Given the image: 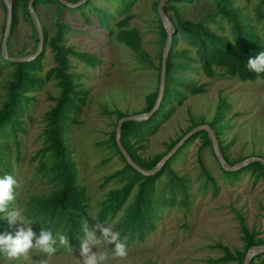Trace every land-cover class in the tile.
Returning a JSON list of instances; mask_svg holds the SVG:
<instances>
[{
  "label": "rangeland",
  "instance_id": "374dc122",
  "mask_svg": "<svg viewBox=\"0 0 264 264\" xmlns=\"http://www.w3.org/2000/svg\"><path fill=\"white\" fill-rule=\"evenodd\" d=\"M158 1L85 0L74 7L53 0L32 2L41 25L43 44L37 54H41L39 65L32 71L37 82L25 92L28 100L22 102L23 109L18 112L21 129H16L13 136L8 128H4L6 135L2 143L9 148L10 175L17 180L16 198L10 208L19 206L25 214L27 202L33 196L49 195L53 188L36 167L41 161L45 165L51 161L49 154L43 155L39 150L43 146L45 112L54 104L59 92L55 79L44 78L45 71L53 64L52 50L47 42L55 31V24L65 23L63 45L77 52L90 53L97 59V63L90 66L76 57L67 56V71L78 96L82 97L80 108L67 129V144L76 183L84 189L89 227L95 226L100 201L109 190L120 187L123 182L112 174L122 169L125 161L116 153L111 139L117 113L140 112L145 96L157 90V67L163 46L162 24L156 10ZM230 1L232 7L248 17L255 31L263 36L264 0ZM26 3L27 0H15L14 6L11 3L13 28L6 37L10 56H29L37 48L36 30ZM218 9V0H168L163 3L167 26L169 30L174 29L175 39L171 49L169 46L171 51L175 50L169 59L172 65L166 85L170 102L146 121L142 139H129L138 158L147 161L162 156L169 149V143L178 140L187 128L200 123L212 128L213 121L220 126L217 143L230 162L226 164H234L247 156L264 157V80L242 81L225 75L221 69H217L213 77L205 76L194 47L175 27L177 19L201 22L213 32L229 36L227 23ZM256 11L260 13L258 20ZM126 15L130 16L127 27L134 28L140 36L138 52L115 38V22ZM4 19L5 9L0 3V39ZM30 60L22 62L26 68L34 65ZM13 63L0 57V108L6 99V83L13 79ZM184 82L203 85L204 91L189 94ZM217 111L218 119L215 120ZM170 157L168 167L154 179L152 186L151 197L158 202L152 229L142 240H127L126 235H122L128 255L124 259H112L109 251L108 264H237L236 260L217 263L207 260L222 254L221 249L213 247L215 243L226 246L232 254L242 249L240 221L248 230L254 231L255 239H264L263 174L244 168L238 175L235 170L228 171L235 172V178H232L233 174L224 173L210 143L204 144L201 130L186 139ZM176 178H181L183 183L178 185L180 180ZM136 188L135 184L121 209L102 223L115 230L114 223L123 214ZM14 231L15 227L10 228L8 224L4 230ZM80 235L79 241L69 242L73 253L57 242L58 251L50 264H78L83 228ZM107 247L111 250L113 246ZM43 258L46 257L34 249L29 258L21 257L16 261H9L0 254V264H39ZM254 262H258V258Z\"/></svg>",
  "mask_w": 264,
  "mask_h": 264
},
{
  "label": "trees",
  "instance_id": "16d2710c",
  "mask_svg": "<svg viewBox=\"0 0 264 264\" xmlns=\"http://www.w3.org/2000/svg\"><path fill=\"white\" fill-rule=\"evenodd\" d=\"M53 1L60 4L57 0ZM0 3L4 7L2 2ZM11 3L12 6H14L15 0H11ZM218 3V13L227 23L229 36L213 32L207 25L201 22L193 23L187 20L180 21L177 19L175 23V27L181 30L186 42L194 47L201 72L210 78L216 75L217 69H221L225 75L236 77L242 81H253L256 78L264 80V73L256 74L247 69V60L257 55L260 51H264V22L262 30L263 36H261L249 23L248 17L232 7L230 0H218ZM165 8L166 6L163 7L164 11ZM259 16L260 13L256 11L255 17L257 20ZM129 18L130 16L126 15L115 22V38L128 46L132 51L138 52L140 50V36L134 28L127 27ZM13 20L14 18L11 17L9 31L13 28ZM65 28H67V24L57 22L55 24V31L47 42L52 50L51 59L53 64L45 71L44 78L55 79L59 92L54 100V104L45 112V126L42 130L43 146L39 150V153L43 155L44 153L49 154L51 156V161L48 165H45L41 161L36 167L38 173L46 177L53 188L49 195L39 197L33 196L27 202L25 215L33 222V229H37L38 231L42 227L51 229L54 237L56 232L59 231L68 237L69 242H71V240L76 242L81 238L80 232L83 228V223L86 222L89 225L90 222L85 211L84 189L81 185L76 183L75 169L67 144V129L69 128V123L72 121V116L79 110L80 103H82V97L78 96V92L75 90V84L72 81V76L67 71V56L71 55L76 57L90 66L97 63V59L96 56L90 53L77 52L64 46L63 32ZM164 37L165 31L161 26L162 42ZM174 42L175 39L172 35L170 49L174 45ZM170 49L167 53L165 63L163 93L156 111L146 119H141L139 121H123L120 126L119 139L121 145L135 163L146 169L150 168L161 155L155 156L147 161L142 160L134 154L129 139L134 138L135 141L142 139L144 137L142 128L146 124V121L151 120L152 116L159 108H163L170 102L166 95V85L168 82L169 70L172 65L169 63V59L173 56V52H175V50L171 51ZM40 56L41 54L29 61L34 64L30 68H26L22 62L13 63V65H15L12 74L13 79L7 82L5 86L6 99L2 102L0 108V177L11 174L9 148L6 144L2 143V138L6 135L4 128H8L10 131L9 133H12L13 136L16 129H21L18 112L23 109L22 102L28 100V96L25 92L32 89L35 82H37V77L32 71L38 67ZM159 65L160 64H158L157 67L158 70ZM185 83L186 91L189 94H196L204 91L203 85H194L192 82H184L183 84ZM155 96L156 91L150 92L145 96V104L140 112L147 111L152 106ZM177 102L180 103V100ZM218 112L219 111H217L215 120L218 119ZM123 115V113H117V119ZM214 122L215 121L211 122V124L214 125L211 129L218 141L220 126H216ZM189 128H187L185 132ZM154 130H152V132ZM201 133L203 135L204 144H209L205 132L201 130ZM113 135L114 131H112L111 134L112 143L116 153L122 158L114 143ZM194 135L195 133L190 135L187 140L191 139ZM175 141L169 143L168 148H170ZM218 148L225 162L230 163L223 154V148L221 146ZM17 156L18 151H16V158ZM170 158L171 157L166 159L160 169L150 176H144L138 173L124 161V167L112 173L117 177L116 179L123 180V182L120 187L109 190L106 196L100 201V206L95 215V223L112 218L125 204L132 187L136 184V191L131 201L128 203V206H125L123 214L114 223V228L121 233V236L126 235L127 240H142L147 231L153 227L152 220L155 218V209L158 207L157 200L151 197L154 179L168 167ZM243 168L250 169L252 172H259L264 176L263 165L257 161H250L243 167L235 170V172H237L236 174L238 175ZM222 171L226 174H233L234 177L232 178L237 176L235 172ZM108 177H111V175ZM207 178L211 179L210 177ZM176 179L180 180V182H178V185H180L182 182L181 178ZM181 187L183 188V184ZM182 200H186L185 195ZM3 217L4 214L0 213V233H3L7 228V221ZM239 219H241V217H239ZM240 231L243 240L241 250H236L234 254H232L226 246L215 243L213 247L221 249L222 254L216 258L208 259L207 262L217 263L236 260L237 264H241L243 254L247 248L264 242V239H255L254 231L248 230L242 221H240ZM256 258H258V262H254ZM263 263L264 252L252 256L248 261V264Z\"/></svg>",
  "mask_w": 264,
  "mask_h": 264
},
{
  "label": "clouds",
  "instance_id": "9594fccd",
  "mask_svg": "<svg viewBox=\"0 0 264 264\" xmlns=\"http://www.w3.org/2000/svg\"><path fill=\"white\" fill-rule=\"evenodd\" d=\"M247 69L256 74L264 73V51L247 60ZM16 185L17 180L12 175L0 177V213L4 214L3 218L10 228L15 227L14 232L0 233V254L9 261H16L21 257L29 258V253L35 249L37 253L46 257L40 259L39 264H50L51 258L58 251L57 239L60 247L73 253L65 234L57 231L54 237L51 229L43 227L37 234L32 227L33 222L26 218L24 209L19 206L9 207L16 198L14 194ZM83 233L79 244L78 264H108L109 251L112 259L127 257L128 246L125 240H122L121 233L105 223L97 222L90 229L84 222ZM109 245L113 246L111 250H108Z\"/></svg>",
  "mask_w": 264,
  "mask_h": 264
},
{
  "label": "water",
  "instance_id": "95a60500",
  "mask_svg": "<svg viewBox=\"0 0 264 264\" xmlns=\"http://www.w3.org/2000/svg\"><path fill=\"white\" fill-rule=\"evenodd\" d=\"M59 3L63 4L64 6L67 7H74L77 6L81 3H83L85 0H75L73 2H69L68 0H57ZM165 1L168 0H159L156 5V10L158 14V18L163 26V29L165 31V37L163 41V46H162V51H161V58H160V65H159V71H158V81H157V90H156V96L154 99V102L152 106L144 112H138L134 113L131 115H123L117 119L115 128H114V143L122 156V158L125 160V162L131 166L134 170H136L138 173L144 175V176H150L156 173L160 167L163 165V163L168 159L174 152L175 150L193 133L197 132L198 130H203L206 133V136L208 138V141L210 143V146L212 147V150L214 152V155L219 163V166L222 170L224 171H234L237 170L244 165H246L250 161H257L263 165L264 169V157L262 156H247L238 162L228 165L225 163V160L220 154L219 148H218V143L217 139L212 131V129L205 123H200L192 126L190 129H188L178 140H176L172 146L162 155L160 156L157 161L148 169L143 168L139 166L137 163H135L128 153L125 151L123 146L121 145L120 142V126L123 121L127 120H137V119H146L150 117L157 109L159 102L162 97L163 93V87H164V78H165V63H166V57L168 53V49L170 46L172 34L174 33V29L172 28L169 30L168 28V20L162 10V5ZM2 4L4 5L5 9V19H4V26H3V31H2V36L0 40V53L3 58H5L7 61L10 62H24L27 60H30L31 58H34L40 51L42 44H43V34H42V29L41 25L39 22V19L37 17L36 12L32 8V2L33 0H27L26 3V9L27 13L34 25V28L37 33V48L34 51L32 55L29 56H10L7 54V49H6V37L8 35L9 31V26H10V21H11V0H1ZM264 252V243H259L255 244L249 248H247L243 254L241 264H248L249 259L259 253Z\"/></svg>",
  "mask_w": 264,
  "mask_h": 264
},
{
  "label": "flooded vegetation",
  "instance_id": "af4514ba",
  "mask_svg": "<svg viewBox=\"0 0 264 264\" xmlns=\"http://www.w3.org/2000/svg\"><path fill=\"white\" fill-rule=\"evenodd\" d=\"M8 33H9V31H8ZM2 36V35H1ZM36 36H37V33H36ZM1 40V39H0ZM7 43H8V41L6 40V49H7V54L9 55L10 54V51H9V49H8V47H7ZM2 55H1V53H0V57H1ZM15 56V55H14Z\"/></svg>",
  "mask_w": 264,
  "mask_h": 264
}]
</instances>
